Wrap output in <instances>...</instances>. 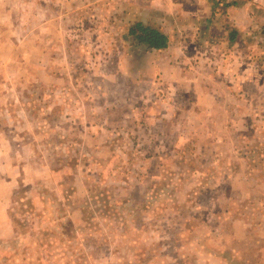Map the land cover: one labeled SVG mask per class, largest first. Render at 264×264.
Listing matches in <instances>:
<instances>
[{
  "label": "rangeland",
  "instance_id": "1",
  "mask_svg": "<svg viewBox=\"0 0 264 264\" xmlns=\"http://www.w3.org/2000/svg\"><path fill=\"white\" fill-rule=\"evenodd\" d=\"M42 1L0 21V264L263 263L264 60L203 44L213 0L167 57L116 0Z\"/></svg>",
  "mask_w": 264,
  "mask_h": 264
},
{
  "label": "crops",
  "instance_id": "2",
  "mask_svg": "<svg viewBox=\"0 0 264 264\" xmlns=\"http://www.w3.org/2000/svg\"><path fill=\"white\" fill-rule=\"evenodd\" d=\"M27 0H0V21L7 23L11 21L13 24L20 21L24 22L25 18L22 8L21 15L16 16L17 12H13L18 5L22 6ZM76 0H51V4L66 5V2ZM95 2H112L113 0H92ZM117 4L127 7V11L132 12L133 22H143L144 25L152 26L159 29L162 33L168 37L167 47L160 50L167 57L175 47L171 46L172 37L177 30L175 24L178 22L186 23L192 12L190 7L198 6V3L205 6L206 0H116ZM208 1V0H207ZM201 2V3H200ZM222 2L225 3L226 8L222 6ZM36 5L44 7L42 0H36ZM58 6V5H57ZM41 8V9H42ZM198 8V7H197ZM224 9V10H222ZM209 15L203 21H199L201 31L207 34L204 45L211 47L215 52L216 48H221L223 52H237V47L232 50H228L230 47L243 45V51H246L248 55L258 53L255 55V59L259 63L264 60V0H213L212 7L208 9ZM222 10V11H221ZM207 11V9H206ZM8 13V14H6ZM54 14H52L53 16ZM42 17V19H41ZM198 17V16H197ZM44 20V14L40 13L36 19ZM59 18V17H58ZM126 20H131L124 18ZM27 20V19H26ZM38 20V21H39ZM203 28V29H202ZM236 35V36H235ZM235 36V37H234ZM202 43L195 42L198 47ZM208 44V45H206ZM176 49V48H175ZM221 50V49H220ZM221 50V51H222ZM235 61V59H232ZM253 60V58L247 59V61ZM243 69L252 71L253 67L250 62H243ZM257 66V64H255ZM264 67V64L258 68ZM252 73V72H251ZM151 78V77H149ZM151 80V79H150ZM261 264H264L261 263Z\"/></svg>",
  "mask_w": 264,
  "mask_h": 264
},
{
  "label": "trees",
  "instance_id": "3",
  "mask_svg": "<svg viewBox=\"0 0 264 264\" xmlns=\"http://www.w3.org/2000/svg\"><path fill=\"white\" fill-rule=\"evenodd\" d=\"M128 35L133 43L145 45V49L160 51L167 47L168 37L166 34L152 26H145L141 22L132 24L128 30Z\"/></svg>",
  "mask_w": 264,
  "mask_h": 264
}]
</instances>
